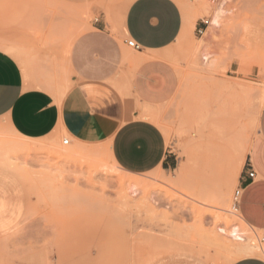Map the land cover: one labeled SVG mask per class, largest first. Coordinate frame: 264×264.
<instances>
[{"label": "rangeland", "instance_id": "1", "mask_svg": "<svg viewBox=\"0 0 264 264\" xmlns=\"http://www.w3.org/2000/svg\"><path fill=\"white\" fill-rule=\"evenodd\" d=\"M174 2L184 24L165 58L178 88L147 115L177 157L174 169L131 174L105 146L64 132L34 149L36 142L0 130V167L11 163L4 168L26 188V212L13 232L23 234L27 264H232L238 260L227 233L233 226L264 247V235L243 228L231 208L264 105V0ZM221 3L230 11L224 22L209 38L198 36L196 22L208 20L202 7ZM92 19L59 0H0V48H11L5 51L19 60L23 48L59 36L69 43ZM202 40L214 61L206 70ZM15 143L31 147L17 152ZM55 143L70 152H56ZM181 166L184 180L165 185Z\"/></svg>", "mask_w": 264, "mask_h": 264}, {"label": "crops", "instance_id": "2", "mask_svg": "<svg viewBox=\"0 0 264 264\" xmlns=\"http://www.w3.org/2000/svg\"><path fill=\"white\" fill-rule=\"evenodd\" d=\"M59 1L93 19L69 43L59 36L23 48L19 60L5 51L11 48H0V130L27 143L64 132L105 146L111 160L131 174L174 169L178 159L147 115L178 88L165 55L183 28L179 6L174 0ZM199 25L200 20L195 31ZM129 40L139 50L130 51ZM248 162L253 179L245 170ZM246 164L237 181L236 213L247 230L264 235V105ZM26 207L23 182L0 167V264H27L23 234L13 232ZM232 264H264V258L242 256Z\"/></svg>", "mask_w": 264, "mask_h": 264}, {"label": "bare ground", "instance_id": "3", "mask_svg": "<svg viewBox=\"0 0 264 264\" xmlns=\"http://www.w3.org/2000/svg\"><path fill=\"white\" fill-rule=\"evenodd\" d=\"M224 4L221 3V4H216V5H210V4H205L203 7H202V10L204 11L205 15L208 17V27L205 31V38H209L211 36V34L220 27L221 25V21L224 22L225 20V15L230 12L228 10H225L223 8ZM227 16V15H226ZM224 18V19H223ZM205 39V40H206ZM16 40V39H15ZM200 41V40H199ZM204 40H202V45L200 44V47H199V52H200V65L201 67L204 69V68H212L214 66V61L212 60V54L210 52L207 51L205 45L203 44ZM201 68V69H202ZM202 69V70H203ZM206 70V69H204ZM220 97V96H219ZM232 97V96H230ZM233 100V99H231ZM229 105V104H228ZM225 107V106H224ZM229 108V107H228ZM221 109V108H220ZM229 110V109H228ZM232 110V109H231ZM225 120V119H224ZM22 140V139H21ZM51 141V140H50ZM35 143V142H34ZM56 146H57V149H56V152H60V154L62 153H67L69 150H71L70 148H63V147H60L58 143H55ZM62 144H63V141H62ZM39 145H41L40 143H37V144H34V145H31L34 149L38 147V149L42 148L40 147L39 148ZM49 145V144H48ZM54 145V144H53ZM29 146V147H31ZM15 147L16 150H18L17 152H19V150H27L29 149L28 147V144L27 145H24L22 143H15V145L13 146ZM82 147L80 146H76L75 149L76 151H79L81 150ZM14 149V148H13ZM31 150H33L32 148H30ZM30 151V150H29ZM75 151V153H77ZM70 152V151H69ZM63 155V154H62ZM5 157V156H4ZM59 157V156H58ZM68 157V156H67ZM65 158V156H64ZM2 159V158H1ZM5 159V158H4ZM7 160V159H5ZM8 160H13V159H10L8 158ZM4 165L2 166V163H1V166L4 167L5 164L8 166V164L10 165L11 163H6V161H4ZM185 164V163H184ZM6 166V167H7ZM12 167V164L10 165ZM9 166V167H10ZM180 166V165H179ZM183 166V165H182ZM181 166V168L175 172V174H173V179H164L162 182L169 186V185H173L175 183H181L183 180H184V174H185V169H183V167ZM186 167V166H185ZM184 167V168H185ZM11 169V168H10ZM130 188V187H129ZM136 193V192H135ZM132 196L134 195V192L132 191L130 193ZM149 197V196H148ZM152 197V196H151ZM131 198V197H130ZM153 199V198H152ZM151 199V200H152ZM155 200V199H154ZM153 200V203H155ZM150 202V200H149ZM152 204V203H151ZM223 204V203H222ZM232 208V215H233V219L237 220L242 226L243 228H246V226L244 225V223L242 222L241 218L239 217V215L236 213V209L233 208V205L231 206ZM229 213V212H228ZM244 230V229H243ZM229 232H227L229 235H230V238L228 237L227 234V238L230 239V241L232 242V253L237 255V259H239L240 257L242 256H248V255H255V256H258V257H262L264 258V247L261 243V241H259L258 239H255L253 237H250L248 236L247 234L244 233V231H241L239 230L237 227L233 226L231 227L229 230ZM220 241V240H219ZM223 243V242H221ZM227 243V242H226ZM224 244V243H223ZM230 244V243H229ZM225 245V244H224ZM227 246V245H226ZM229 247V246H228Z\"/></svg>", "mask_w": 264, "mask_h": 264}, {"label": "built area", "instance_id": "4", "mask_svg": "<svg viewBox=\"0 0 264 264\" xmlns=\"http://www.w3.org/2000/svg\"><path fill=\"white\" fill-rule=\"evenodd\" d=\"M208 27V20L206 19H202L200 20V25L196 28V34L198 36H203V34L205 33L206 29ZM127 46L133 50H139V46L137 44H135V42H133L132 40H129L126 42ZM69 144V140L68 139H64L63 140V145H67ZM245 170L247 171V176L249 179H253L254 178V171L252 170L251 166H249V162L246 164L245 166ZM241 195V188L240 187H236L233 196H232V205L233 208L236 209V206L239 202V198Z\"/></svg>", "mask_w": 264, "mask_h": 264}]
</instances>
